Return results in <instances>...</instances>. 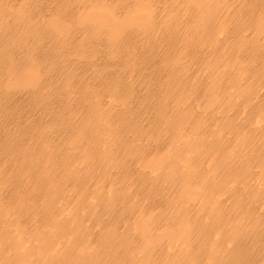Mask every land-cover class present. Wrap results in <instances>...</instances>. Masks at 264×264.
Listing matches in <instances>:
<instances>
[{
	"label": "bare ground",
	"instance_id": "1",
	"mask_svg": "<svg viewBox=\"0 0 264 264\" xmlns=\"http://www.w3.org/2000/svg\"><path fill=\"white\" fill-rule=\"evenodd\" d=\"M0 264H264V0H0Z\"/></svg>",
	"mask_w": 264,
	"mask_h": 264
}]
</instances>
